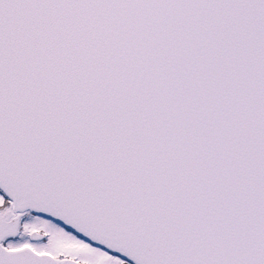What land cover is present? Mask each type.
Listing matches in <instances>:
<instances>
[{"label":"snow or ice","instance_id":"obj_1","mask_svg":"<svg viewBox=\"0 0 264 264\" xmlns=\"http://www.w3.org/2000/svg\"><path fill=\"white\" fill-rule=\"evenodd\" d=\"M0 264H264V0H0Z\"/></svg>","mask_w":264,"mask_h":264}]
</instances>
